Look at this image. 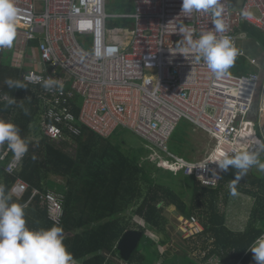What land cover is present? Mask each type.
<instances>
[{
  "label": "built area",
  "instance_id": "built-area-1",
  "mask_svg": "<svg viewBox=\"0 0 264 264\" xmlns=\"http://www.w3.org/2000/svg\"><path fill=\"white\" fill-rule=\"evenodd\" d=\"M228 1L220 0L225 32L217 35L229 36L238 49L239 40L245 38L237 31L242 22L264 31V0H244L237 11L229 9ZM16 4L20 10L17 23L23 26L17 25L14 48L24 51L28 42L37 40L40 59L39 69L25 70L20 78L34 90L39 102L36 124L48 138L65 140L78 135L80 126L104 138L118 127L126 128L147 141L155 153L159 149L170 157L157 153L153 162L159 167L179 170L209 186L218 183L222 172L211 162L218 153L255 150L257 140L264 142V67L251 57L250 63L260 72L240 75L228 71L216 79L187 43L188 32L195 41L203 32L215 31L209 13L185 17L182 0H132L133 11L119 15L106 12V0H16ZM242 11L252 15L245 18ZM114 16L132 19L130 27L124 28L131 33L125 47L108 37L106 22ZM109 46L118 49L114 55H97ZM238 55H245L244 51ZM48 78L61 80L63 90H45L42 85ZM77 96L82 102L74 113ZM254 108L256 116L251 119ZM182 119L203 130L210 140L208 152L197 161L168 151L167 142ZM9 152L6 147L0 160ZM21 160L12 155L5 171L14 173ZM27 188L18 178L10 195L20 197ZM36 195L49 220L59 224L64 194L34 188L29 201ZM179 219L183 240L195 239L204 231L195 215H180ZM198 251L197 264H224L220 252L206 257V250ZM105 256L129 263L111 251ZM73 264L82 261L73 260ZM233 264L245 263L238 259Z\"/></svg>",
  "mask_w": 264,
  "mask_h": 264
},
{
  "label": "trees",
  "instance_id": "trees-1",
  "mask_svg": "<svg viewBox=\"0 0 264 264\" xmlns=\"http://www.w3.org/2000/svg\"><path fill=\"white\" fill-rule=\"evenodd\" d=\"M242 29H248L258 38L264 49L263 34L245 24ZM32 43L36 41L29 42ZM22 70L25 71L20 64L0 61V119L14 123L28 143V151L14 173L4 169L13 155L11 151L0 160V185L5 186L9 193L18 178L28 184L19 198H12L13 202L24 207L30 229L58 225L63 230V242L74 260H80L82 264H107L105 253L119 254L117 242L126 230H135L133 226H138L142 232L144 245L148 241L156 243L152 236L146 234V229L163 228L167 209L174 207L177 214L195 215L203 224L204 231L192 240H201L200 248L207 251L206 257L220 252L224 264H229V261L233 264L238 259L245 264H256L247 248L264 230V172H253L249 179L243 177L236 184L237 192L251 196L254 201L245 228L233 231L226 225L224 209L231 194L229 184L235 178L236 170L230 167L228 171H222L218 183L213 186L184 175H180L178 180L170 178L168 182L153 177L152 163L140 164L136 152H124L113 143L112 134L104 138L80 126L78 135L54 141L36 128L39 102L31 87L21 80ZM7 79L20 81L26 87L9 88L5 83ZM5 94L15 103L8 104V100H3L2 95ZM77 110L75 107L74 113ZM6 147V143L0 145V155ZM260 159L264 162V152ZM53 176L62 181L54 180L60 187L53 190L64 194L63 216L59 224L49 220L38 195L29 201L33 189L46 190L49 188L47 184L53 183ZM133 216L140 218L144 226L134 222ZM137 247L128 262L145 264L148 258L146 249L143 253ZM230 252H233L231 256ZM188 264L197 263L190 258Z\"/></svg>",
  "mask_w": 264,
  "mask_h": 264
},
{
  "label": "clouds",
  "instance_id": "clouds-1",
  "mask_svg": "<svg viewBox=\"0 0 264 264\" xmlns=\"http://www.w3.org/2000/svg\"><path fill=\"white\" fill-rule=\"evenodd\" d=\"M201 11L211 15L215 31L203 32L195 41L188 32L187 43L204 60L212 76L221 79L234 65L239 50L229 36L217 35L225 32L220 0H182L181 13L185 17ZM241 15L247 18L252 13L242 11ZM19 16L16 0H0V50L13 48ZM117 50L116 47L109 46L97 55L112 56ZM5 83L9 88L26 87L24 83L12 79H7ZM42 86L45 90L55 88L62 91L64 88L63 82L54 78L44 80ZM13 103L14 99L8 100V104ZM25 112L27 113V109ZM5 143L16 160L22 159L28 151V143L21 137L19 128L10 121L0 119V145ZM256 145L255 150H242L232 154L220 152L211 161L222 171L226 172L230 167L236 170L235 178L229 184L232 195L236 194V184L251 168L264 172V162L260 159V153L264 152V142L257 140ZM247 249L252 252L256 264H264V234L257 237ZM73 260V255L63 242L62 228L54 225L50 228L30 229L24 207L13 202L5 186L0 185V264H73Z\"/></svg>",
  "mask_w": 264,
  "mask_h": 264
},
{
  "label": "rangeland",
  "instance_id": "rangeland-1",
  "mask_svg": "<svg viewBox=\"0 0 264 264\" xmlns=\"http://www.w3.org/2000/svg\"><path fill=\"white\" fill-rule=\"evenodd\" d=\"M243 1L244 0H229V9L231 11L240 10L242 8ZM131 6L132 0H106V12L111 15L129 13L133 8ZM131 23L132 19L130 18H122L119 16L108 18L106 22V26L109 29L108 37H110L111 41H120L121 46L125 47L128 44L131 33L128 32L127 34L124 31V28H129ZM251 41H253V39L251 40V38H248L247 40H240L238 42L239 48L243 49L249 56L255 57L258 60V63L261 66H264V55H261L263 51L261 50L260 46L254 45V47L250 48L248 44ZM35 44L36 43H32L31 45ZM256 44L258 45L257 42ZM13 50L14 46L12 49L4 50V62L12 63V60L10 59ZM37 59V52L35 49H32L31 46L27 48L26 54L24 56L21 57V53H14L13 57V60L16 61L15 63H22V61L24 60V68L31 67L32 62L35 63ZM228 71L234 74H247L249 72L255 71V69L250 66L247 59L243 57H237L234 65L231 67V70ZM75 102L77 108H79L82 102L81 96L75 97ZM253 114H255V109H253ZM262 119L264 122V113ZM31 138L34 139L35 136L31 135ZM112 142L119 145L124 152H136L140 164L147 162L152 163L154 165H151L153 169V177L161 178L170 182L168 180L170 178L178 180L180 178V175L189 176L179 170H169L168 172H164L160 169L157 170V168L164 167H159L160 165L157 162H153V159L156 158V154L158 153L160 156L167 159H170V157L167 156L166 153L158 151L159 149H156L157 153H155L152 149L148 148L149 145L147 141L126 128L118 127L112 133ZM167 148L169 152L177 154L183 157L185 160L197 161L198 159L204 157L208 152L210 148V140L208 138V135L203 130L196 127L187 120L182 119L179 121L169 141L167 142ZM253 172L261 173L257 168L253 167L249 170L248 174L244 178L249 179L252 176ZM51 179H53V183H48L47 186L51 189H58L60 187V185L56 183L58 182V178L53 176L51 177ZM176 188H178V186ZM253 201L254 199L251 196L237 191L235 195H229L227 205L224 209L226 214V225L228 226V228L233 231L235 230V228L236 230H243L245 228ZM165 215L166 223L163 228H159L156 230L149 228L146 229V234L152 236L156 243L148 241V243L144 245V237H142L139 241L137 248L143 253H145L146 249V253L148 255V258L144 263L169 264L171 262H174L177 264H188L190 258L195 260L198 257V250L202 246L201 240L196 242L190 239L183 240L181 238L179 232V214L175 212L174 207L168 208ZM133 221L141 226H144V222H142V220L137 216H133ZM133 227H135V230H138V226ZM193 248L195 249L193 250ZM114 254L118 256L119 260L121 259L119 258V254ZM107 264L122 263L120 261L118 263L114 257V260H108Z\"/></svg>",
  "mask_w": 264,
  "mask_h": 264
},
{
  "label": "crops",
  "instance_id": "crops-1",
  "mask_svg": "<svg viewBox=\"0 0 264 264\" xmlns=\"http://www.w3.org/2000/svg\"><path fill=\"white\" fill-rule=\"evenodd\" d=\"M131 7H133V5L131 6ZM132 11H133V8H132ZM131 11V12H132ZM243 24H245L246 26L248 25L249 27H252L253 29H255V30H257L259 33H261V34H263L264 35V31H262V30H260V29H258V28H256V27H254L253 25H251V24H249V23H247V22H242L241 24H240V27H239V29L237 30L238 32H239V34H240V36H243V38L244 39H248V38H251V40L253 39V41H251V42H249V44H248V46L250 47V48H252V47H254V45L255 46H260V48H261V50L263 51V53L261 54V55H264V49H263V47H262V45H261V43H260V41H259V39L258 38H256V37H254L253 35H251V33H250V31L248 30V29H242V25ZM18 31V30H17ZM244 39H241V40H244ZM32 41H36V44L35 45H31V44H29V42L27 43V45H26V49L24 50V51H19V50H17V49H15L14 48V50H13V52H12V55H11V59L10 60H12V63L14 64V65H18V64H20L23 68H24V66H23V62H24V60L22 61V63H15L16 61H14L13 60V57H14V53H21V57L22 56H24L25 54H26V51H27V48L29 47V46H31L32 47V49H35L36 50V52H37V56H38V59H37V61L35 62V63H33L32 62V66L31 67H28V68H24L25 70H29V69H39V67H40V59H39V54H38V49H37V45H38V42H37V40H32ZM240 41V40H239ZM31 42V41H30ZM256 42L258 43V45L256 44ZM15 43V42H14ZM4 50L5 49H2V50H0L1 51V54H0V61H2L3 63H6V62H4L3 61V57H4V55H5V52H4ZM238 50H242V51H244L243 49H240L239 48V45H238ZM244 54L246 55H238L237 57H243V58H245V59H247L248 60V62H249V64H250V66H252L254 69H255V71H252V72H249V73H253V72H260V70L257 68V67H255L254 65H252L251 63H250V60H249V58H251V56H249L245 51H244ZM261 67H264V66H261ZM229 70H231V68L229 69ZM230 72V71H229ZM249 73H247V74H249ZM242 74V73H241ZM240 74V75H241ZM34 90H33V88H31V92H33ZM255 109V108H254ZM255 114H256V109H255ZM255 114H253V112H252V115H250V118L251 119H253V118H255ZM262 121H263V119H262ZM37 126V125H36ZM38 130H39V128L38 127H36ZM263 130V129H262ZM253 133H254V131H253ZM264 133V132H263ZM11 193V190L9 191V194ZM12 196V195H11ZM12 197H15V196H12ZM15 198H19V197H15ZM180 216V215H179ZM236 225V224H235ZM235 230H236V228H235ZM234 230V231H235ZM236 231H241V230H236ZM181 253V252H180Z\"/></svg>",
  "mask_w": 264,
  "mask_h": 264
},
{
  "label": "water",
  "instance_id": "water-1",
  "mask_svg": "<svg viewBox=\"0 0 264 264\" xmlns=\"http://www.w3.org/2000/svg\"><path fill=\"white\" fill-rule=\"evenodd\" d=\"M142 232L139 230H126L117 242V249L121 259L128 261L132 251L137 247Z\"/></svg>",
  "mask_w": 264,
  "mask_h": 264
},
{
  "label": "bare ground",
  "instance_id": "bare-ground-1",
  "mask_svg": "<svg viewBox=\"0 0 264 264\" xmlns=\"http://www.w3.org/2000/svg\"><path fill=\"white\" fill-rule=\"evenodd\" d=\"M18 25H20V26H23L22 24H19V23H17Z\"/></svg>",
  "mask_w": 264,
  "mask_h": 264
}]
</instances>
